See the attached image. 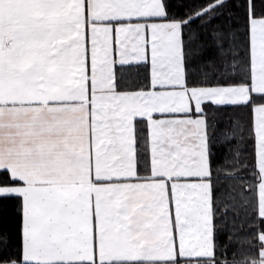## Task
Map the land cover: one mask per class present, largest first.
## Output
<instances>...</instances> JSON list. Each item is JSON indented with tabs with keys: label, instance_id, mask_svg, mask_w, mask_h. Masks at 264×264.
I'll list each match as a JSON object with an SVG mask.
<instances>
[{
	"label": "snow or ice",
	"instance_id": "1",
	"mask_svg": "<svg viewBox=\"0 0 264 264\" xmlns=\"http://www.w3.org/2000/svg\"><path fill=\"white\" fill-rule=\"evenodd\" d=\"M0 264H264V0H0Z\"/></svg>",
	"mask_w": 264,
	"mask_h": 264
}]
</instances>
